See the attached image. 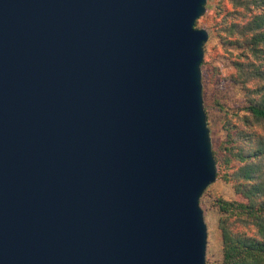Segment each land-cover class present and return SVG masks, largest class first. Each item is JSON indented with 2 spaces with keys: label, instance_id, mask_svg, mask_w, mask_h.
Returning a JSON list of instances; mask_svg holds the SVG:
<instances>
[{
  "label": "water",
  "instance_id": "obj_1",
  "mask_svg": "<svg viewBox=\"0 0 264 264\" xmlns=\"http://www.w3.org/2000/svg\"><path fill=\"white\" fill-rule=\"evenodd\" d=\"M206 4L0 0V264H206Z\"/></svg>",
  "mask_w": 264,
  "mask_h": 264
},
{
  "label": "trees",
  "instance_id": "obj_2",
  "mask_svg": "<svg viewBox=\"0 0 264 264\" xmlns=\"http://www.w3.org/2000/svg\"><path fill=\"white\" fill-rule=\"evenodd\" d=\"M213 17L210 36L232 56L234 72L220 77L218 66L203 58L202 84L206 79L215 86L229 83L244 97V104L234 108L215 103L224 133L212 147L217 178L234 194L213 202L220 264H264V0H217Z\"/></svg>",
  "mask_w": 264,
  "mask_h": 264
},
{
  "label": "rangeland",
  "instance_id": "obj_3",
  "mask_svg": "<svg viewBox=\"0 0 264 264\" xmlns=\"http://www.w3.org/2000/svg\"><path fill=\"white\" fill-rule=\"evenodd\" d=\"M216 1L207 0L206 12L204 17L202 16L198 19L196 28L208 30L209 39L206 43L207 50L203 58L208 60L210 64L218 66L220 77H222L233 73L234 70L229 65L232 56L218 45L217 38L210 36L214 24V4ZM205 82L203 83V104L206 106L211 145L213 147L224 137V133L221 130L222 114L218 112V108L215 105L216 101L225 104L226 107L234 108L244 104V97L240 88L229 83L215 86L207 79ZM218 197L232 199L234 194L229 184L216 177L215 182L208 186L199 200L207 227L206 264H220L222 259L221 238L217 229L218 213L213 206L214 200Z\"/></svg>",
  "mask_w": 264,
  "mask_h": 264
}]
</instances>
